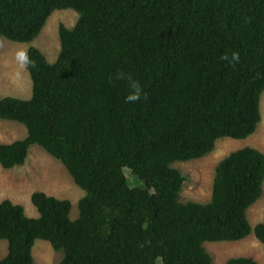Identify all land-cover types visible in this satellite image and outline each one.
Wrapping results in <instances>:
<instances>
[{"label":"trees","instance_id":"obj_1","mask_svg":"<svg viewBox=\"0 0 264 264\" xmlns=\"http://www.w3.org/2000/svg\"><path fill=\"white\" fill-rule=\"evenodd\" d=\"M69 9L79 19L61 26L56 62L29 48L33 96L0 98V119L28 130L0 144V164L24 165L38 145L86 195L77 220L70 200L44 192L32 195L39 217L0 203L8 242L0 264H35L38 240L64 253L59 264H213L207 242L254 232L264 244V222L253 228L248 218L263 194L262 151L224 158L207 203L180 201L187 178L172 166L256 132L264 0H0V37L31 43L55 11ZM127 168L142 186L130 184Z\"/></svg>","mask_w":264,"mask_h":264},{"label":"rangeland","instance_id":"obj_2","mask_svg":"<svg viewBox=\"0 0 264 264\" xmlns=\"http://www.w3.org/2000/svg\"><path fill=\"white\" fill-rule=\"evenodd\" d=\"M79 14L73 10H57L48 19L37 39L31 43H19L0 37V98L12 96L30 99L33 96V80L28 70L27 58L30 47H37L49 63L57 61L61 52L60 28H73ZM262 120L256 132L247 139H219L208 155L186 162H175L187 178L180 194L182 203H207L212 198L213 183L218 164L231 153L253 147L264 153V94L261 99ZM28 136L27 127L19 122L0 119V144H10ZM132 186H142L130 169H125ZM35 192L70 200L73 204L72 220L80 216L79 203L86 192L74 181L64 164L38 145L30 149L24 165L6 169L0 164V203L11 200L25 208L30 217H39V211L32 202ZM253 228L264 222V187L260 200L248 210ZM205 248L212 256L213 264H226L238 257H251L264 264V244L255 233L236 242H207ZM8 254V242L0 240V260ZM64 253L53 248L50 242L38 240L34 248L35 264H59Z\"/></svg>","mask_w":264,"mask_h":264},{"label":"clouds","instance_id":"obj_3","mask_svg":"<svg viewBox=\"0 0 264 264\" xmlns=\"http://www.w3.org/2000/svg\"><path fill=\"white\" fill-rule=\"evenodd\" d=\"M134 87H136L137 92H139V88H138V86H135V85H134ZM129 99H130V101H131V100H135V99H138V96H136V97H130Z\"/></svg>","mask_w":264,"mask_h":264}]
</instances>
